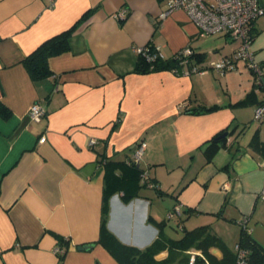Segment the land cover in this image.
<instances>
[{
	"label": "crops",
	"instance_id": "obj_1",
	"mask_svg": "<svg viewBox=\"0 0 264 264\" xmlns=\"http://www.w3.org/2000/svg\"><path fill=\"white\" fill-rule=\"evenodd\" d=\"M165 11V0H0V264H119L98 242L105 190L107 229L143 249L161 226L154 259L164 264H187L193 249L206 256L168 243L202 225L234 248L246 218L264 245V121L253 118L264 87L244 61L222 74L207 67L238 40L201 36L186 11ZM80 18L70 48L48 58L50 76L32 81L24 57ZM254 29L249 49L264 70V19ZM146 44L165 58L189 46L203 72L139 71L135 47ZM36 102L46 110L39 122L28 115ZM222 130L226 145L207 155L204 143ZM141 140L138 170L128 161Z\"/></svg>",
	"mask_w": 264,
	"mask_h": 264
},
{
	"label": "built area",
	"instance_id": "obj_2",
	"mask_svg": "<svg viewBox=\"0 0 264 264\" xmlns=\"http://www.w3.org/2000/svg\"><path fill=\"white\" fill-rule=\"evenodd\" d=\"M166 11L164 15L176 10L183 9L186 11L190 20L197 26L199 35H213L219 33H225L232 39L238 40L237 48L229 56L220 57L208 62V68H212L219 73H223L226 70H233L237 67L238 61H244L247 67L254 73L255 80L258 83H264V70L254 60L253 53L250 51V32L253 22L260 15H264V0H165ZM118 18H125L127 11L120 9L116 13ZM136 53L142 55L147 61H153L158 58H165L161 52L160 45H154L149 47L148 45H142L135 47ZM194 51L191 47H184L177 52L178 62L181 68H173L176 72L184 74L201 73L203 69L192 63V55ZM179 108L185 107V102H181ZM28 115L34 122H39L46 115V110L39 102L33 103ZM254 120H264V98L255 107ZM229 137L227 138V140ZM45 140V136L42 135L39 139L40 142ZM94 139L90 143H94ZM146 142L139 141L133 150L132 160L128 163H138L146 148ZM141 182L148 187L154 188L156 184L149 177L148 171L141 170L140 172ZM259 198L264 201V189L259 193ZM179 206L175 207V211L179 213ZM172 212L168 214L172 216ZM247 219L243 218L238 221L239 226L247 227ZM234 250L237 253V264H250L245 256L246 250L241 248L237 243L234 245ZM54 251L56 253H63V249L57 246ZM189 260L187 264H209L208 259L199 250H189ZM197 258L200 260L198 261Z\"/></svg>",
	"mask_w": 264,
	"mask_h": 264
},
{
	"label": "trees",
	"instance_id": "obj_3",
	"mask_svg": "<svg viewBox=\"0 0 264 264\" xmlns=\"http://www.w3.org/2000/svg\"><path fill=\"white\" fill-rule=\"evenodd\" d=\"M160 2L162 0H159ZM84 17V16H83ZM81 18L78 19L70 28L44 40L41 42L34 50H32L27 56L22 60V64L27 70L32 81H38L45 77L50 76L51 71L48 67V58L51 56L58 55L62 52L67 51L70 48V40L72 32L77 27V24L80 22ZM256 32L254 29V22L252 24L251 32H250V41L254 38ZM150 48L153 47V44H146ZM176 51L170 58H158L153 61H147L146 58L142 55H138V63L136 65V69L139 71H148L151 69H155L158 66H165L169 68H178L180 67L177 57ZM194 54L192 55V58ZM196 59L201 60L202 56L197 54L195 55ZM193 64L197 63L192 60ZM253 73V72H252ZM254 76V73H253ZM254 85H258L260 87H264V83H258L253 78ZM262 99L259 101V103ZM258 103V104H259ZM257 104V105H258ZM1 105V104H0ZM256 105V106H257ZM213 108V107H211ZM2 107H0V111L3 112ZM195 110H202V108ZM255 110V109H254ZM254 116V115H253ZM264 121V120H262ZM226 132V135L219 138V136ZM230 131L222 130L218 132L216 135L207 140L205 145L206 154L209 155L213 152L215 148L220 145H226L228 135ZM129 159V161H131ZM109 164L111 166H120L126 165L124 161H110ZM128 165L132 168H138V163H128ZM143 170V169H142ZM141 172V169H140ZM109 190H105L104 192V203L102 206V222L100 229V236L98 242L101 243L110 254L119 262V264H164L167 263L163 261H157L154 259V255L158 250L164 247V242H161V238L164 236L161 233V226L158 231L157 237L153 240L152 243L147 245L143 249H139L135 246L126 245L119 241L114 234H112L106 227V217L108 215V199L111 193H108ZM111 192V191H110ZM239 237L237 240V244L246 250V260L250 264H264V245L256 242L252 236L250 235V231H248L245 227L239 226ZM162 235V236H161ZM59 247L63 249V253H58L60 259L63 258L65 253L64 243L66 242L65 238H59ZM169 248L178 247L181 249L182 247H199L205 253V257L208 259L209 264H237V253L234 248L229 247L215 232L211 230L209 225L198 226L191 230H185L183 236L178 240H169ZM63 246V247H62ZM210 247H215L219 249L222 253L221 258H217L214 254L210 253L208 249ZM188 263V262H187Z\"/></svg>",
	"mask_w": 264,
	"mask_h": 264
},
{
	"label": "water",
	"instance_id": "obj_4",
	"mask_svg": "<svg viewBox=\"0 0 264 264\" xmlns=\"http://www.w3.org/2000/svg\"><path fill=\"white\" fill-rule=\"evenodd\" d=\"M226 135V132H224V133H222L220 136H219V138H221V137H223V136H225ZM92 243H86V244H82V245H78V249L79 250H86V249H89V248H91L92 247Z\"/></svg>",
	"mask_w": 264,
	"mask_h": 264
},
{
	"label": "rangeland",
	"instance_id": "obj_5",
	"mask_svg": "<svg viewBox=\"0 0 264 264\" xmlns=\"http://www.w3.org/2000/svg\"><path fill=\"white\" fill-rule=\"evenodd\" d=\"M259 17H261V20L264 19V15H260ZM211 60H212V59H211ZM211 60H209V61H211ZM209 61H208V62H209ZM240 61H241V60H240ZM240 61H238V62H240ZM241 62H242V61H241Z\"/></svg>",
	"mask_w": 264,
	"mask_h": 264
}]
</instances>
